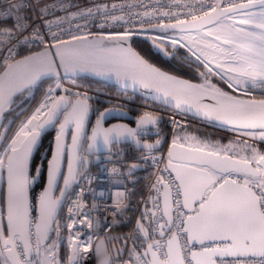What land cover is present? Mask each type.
<instances>
[{"label": "built area", "instance_id": "1", "mask_svg": "<svg viewBox=\"0 0 264 264\" xmlns=\"http://www.w3.org/2000/svg\"><path fill=\"white\" fill-rule=\"evenodd\" d=\"M244 3L246 0H0V71L16 58L36 49L52 46L57 41L74 39V37L93 35H138L144 34L161 42H178L184 46L192 56L198 60L213 75L220 78L228 86L230 83L220 71L188 47L179 38L178 33H158L143 31L142 28L154 24L188 21L210 13L212 8L230 6V3ZM19 5L17 8L15 6ZM11 13V18L5 19V13ZM16 16L24 17L21 23L26 25V30H17L14 25ZM34 30L40 36L33 35ZM41 37L43 42H41ZM55 37V39L53 38ZM223 77V78H222ZM26 94V98L34 93L35 87ZM236 93L255 97L253 91H245L230 87ZM30 89V88H28ZM48 92L31 116L42 120L53 108L61 97L71 100L81 96L92 103V121L88 124V132L96 123L99 112L97 104L107 103L110 106H119L139 110V113L156 115L166 122L168 127L177 128L187 123H195L206 127H223L212 122L193 117L176 109L155 103L143 97H138L125 90L123 87L109 81L99 80L86 83L79 78L60 75L52 78L47 86ZM41 106H43L41 108ZM23 129V130H22ZM19 129L5 144L0 152V160L5 163L6 155L11 148L16 146L17 140L25 127ZM48 138L51 145L57 135L58 129ZM240 135V134H239ZM13 140L16 144L13 145ZM109 161L96 165L95 169L87 171L81 182L69 194L66 209V230L57 232L48 244L50 250L44 251L41 245V257L49 261L55 257L58 264V253L62 243H65L69 254L64 264H95L94 249L100 237L112 241L118 249L122 247L121 241L127 240L124 255L113 258L112 264H139L137 253H143L145 242L167 239L168 230L166 218L162 208L161 182L166 181L172 190L174 219L177 215L176 201L183 204L182 191L178 195V182L174 174L167 168V148L145 151L140 156L139 163L147 165L149 169V185L145 195L140 197L137 218L131 230L118 232L115 230L119 214L134 198L135 188L132 179L137 172L132 164H128L124 157H117L114 152ZM40 190H35L32 197V223L33 233L37 230L38 202ZM152 198L149 204V198ZM146 205V210L142 211ZM152 207L154 214L149 210ZM181 213L188 212L181 208ZM143 219L144 226L148 229L149 238L143 236L142 231L136 227L138 218ZM183 218H186L183 217ZM162 226V229H161ZM153 229H155L153 231ZM163 230L165 236L161 237ZM177 228L172 227L175 233ZM77 242L75 258L70 250ZM18 243H20L18 241ZM181 243L183 238L181 237ZM47 245V246H48ZM53 245L55 247L53 248ZM87 246V247H86ZM199 245L194 249H198ZM35 251V249H34ZM1 253L2 249H1ZM5 255H1V264H4ZM249 262H258L255 258H241ZM235 262V259L229 260Z\"/></svg>", "mask_w": 264, "mask_h": 264}, {"label": "snow or ice", "instance_id": "2", "mask_svg": "<svg viewBox=\"0 0 264 264\" xmlns=\"http://www.w3.org/2000/svg\"><path fill=\"white\" fill-rule=\"evenodd\" d=\"M256 4L260 6L259 15L248 11ZM230 9L240 12L244 18L238 22L241 27L228 26L237 35L229 36L223 41L224 44H235L229 53L234 61L229 71L236 75L235 77L229 76V80L235 79L236 83H240L243 78L250 80L253 84L257 81L264 84V0L230 3V6L221 9V12L227 14ZM215 10V8L211 9V11ZM205 15L208 13L206 12ZM4 17L5 19L11 18V13H5ZM15 19L14 27L17 30H26V25L21 23L25 18L16 16ZM33 35L40 36L41 34L38 30H34ZM74 39L79 40L84 37H74ZM41 42H43L42 37ZM57 43L66 44L67 42L60 40ZM52 47L55 48L56 45ZM47 55V52L37 54L39 59L35 66L38 74L45 64L51 69L55 62L54 59L48 60ZM56 55L58 53H52L53 57ZM33 60V57L25 58V62L29 64ZM122 67L123 70L131 73L134 79H139L141 83H144L145 87H148L149 83L163 86L158 90L170 91L178 102L177 106L182 99L188 102L189 100L198 101L200 98L196 92L171 88L174 83L183 84L185 82L175 81L174 77L152 68L134 53H132L131 60L125 61ZM186 87L195 89L197 92L203 88V86L195 85ZM3 88L4 86L0 84V98H2ZM215 99L214 106H206L205 115H214L216 119H223L244 128L259 127L264 130V100L258 102L240 100L219 89L215 92ZM84 116L85 113L76 114L78 127H83ZM61 127L63 129L64 125ZM99 131H101L99 128L94 130V138ZM112 131L114 130L105 132V142ZM28 135L31 139L23 154H18L20 150L13 146L11 151L14 155L10 156L7 162L8 228L7 234L0 231V240L3 241L4 250L9 253L4 264H56L54 256L51 261L47 257L43 260L40 257L41 240L47 239L48 222L52 219L58 203L51 196V188L56 184V175L59 174L58 157L54 156L49 163V188L39 196L43 223L38 224L36 233H33L32 221L29 219L27 187L29 184L28 157L32 146L36 143V136L31 130ZM56 139L58 154L62 155L63 148L59 144L60 136L58 135ZM261 139H264V131L261 132ZM12 143L15 145L16 141L13 140ZM76 143L77 137L74 136L73 144ZM253 153L251 160L247 157L233 160L231 156L221 155L219 151H210L207 155L216 159L202 161L201 166L189 171L178 169L176 175V180L179 181L178 195L182 190L184 200L183 204L179 200L176 201L177 215L172 224L175 225L177 231L173 233L170 225L167 239L163 243L155 239L148 243L143 253H137L139 264H225L229 257L235 258V264H247V261L241 258L249 256L259 257L258 264H264V155H258L257 159L255 149ZM169 157H172L171 151ZM253 161L256 162V167L251 166ZM3 164L4 162L0 160V167H3ZM169 164L172 166L171 159ZM69 172L70 177L65 178L66 188L74 179V176H71V162ZM181 208L189 209L193 214L181 213L179 211ZM185 216L186 218H183ZM140 229L147 234L143 225H140ZM160 235L164 237L166 234L161 230ZM181 237L183 243H181ZM197 245H199L198 250H193ZM33 249H35L34 252ZM44 251L47 252L48 248L45 247ZM96 251L98 254L101 253L99 247ZM149 256L151 258L147 259ZM101 264H108V261L102 260Z\"/></svg>", "mask_w": 264, "mask_h": 264}, {"label": "water", "instance_id": "3", "mask_svg": "<svg viewBox=\"0 0 264 264\" xmlns=\"http://www.w3.org/2000/svg\"><path fill=\"white\" fill-rule=\"evenodd\" d=\"M226 7H217L215 11H211L210 13H208V15H203L188 21H182L183 23H180V21L154 24L145 26L142 28V30L165 34L199 30L215 23L222 17L236 13V11L230 9L227 14H222L221 9ZM258 7H260L259 4H256L249 9ZM82 37H84V39L65 40L67 42L66 44L56 43L55 48H53L52 46H47L31 51L16 58L0 71V84L4 86L2 98H0V152L14 120L13 118H10L6 123H4L6 119V113L10 110L16 109L20 105V103L14 104L16 96L28 88L36 87L41 81L45 79L56 78L60 75H66L75 78L87 76L95 78L97 80L109 81L113 84L123 87L128 92L139 97H143L147 100L176 109L193 117H197L214 124L237 130H261L259 127L244 128L238 124L228 123L223 119H216L214 115H205V112L207 111L206 106H214L216 104L215 92L217 89L208 87L207 85L204 86V83H202V81L198 82L191 80L187 77L180 76L156 65L155 63L149 61L146 57H144L135 48L133 41L136 37L145 38L155 49L156 53L160 54L164 59L173 58L176 54V51H171L168 48L167 44L144 34L93 35ZM101 41H103V43H101ZM112 46H119L120 50H108V48ZM43 52L48 53V60L54 59L55 62L52 65L51 69H49V67L45 64L43 66V70L38 74V69L35 66L36 61L39 59L37 57V54ZM53 52L58 53V55L53 57ZM132 53H134L137 57L140 58V60L146 62L152 68L158 69L160 72L165 73L167 76L174 77L175 81L185 82L183 84L174 83L171 85V88L196 92V94L200 97L199 100H189L188 102H184L182 99L179 103V106H177L178 102L170 91L166 92L165 90H158V88H161L163 86L149 83V86L145 87L144 83H141L139 79H134L131 73L123 70V63L125 61L131 60ZM26 57L34 58L31 64L25 62ZM18 61L21 63L18 64ZM187 85L203 86V88L202 90L197 92L195 89H187ZM219 90L240 100H255L257 102L264 100V98L260 97L245 96L227 90ZM31 102L32 100L21 107L17 111V114H21L22 112L26 111L30 107ZM92 109V103L81 96H78L73 100L66 97H61L55 103L52 110L39 123L38 127L31 130L32 134L36 136V143L32 146L31 154L28 157L29 184L27 187V195L29 202V219L31 221L32 197L34 191L33 183L36 184L39 181L41 174V171L39 169L34 170L32 166L33 158L45 135L52 131L55 126L59 130L51 146V153L44 170L45 179L40 192L41 194L45 191V189L49 188V163L53 160L54 156H57V166L59 167V174L56 175V184L51 188V196L53 199L57 200L58 203L56 204L52 219L48 222L47 239L41 240L42 246H46L56 233V222L66 205L69 194L73 191L74 187L81 182L83 175L94 165H98L103 161H109L112 158L111 153L113 146L116 145L118 147H121L122 145L130 144L135 149L144 151H153L167 148L168 159L166 161V165L167 168H169L174 174L175 179L178 169L181 171H189L201 166L202 161L216 159L215 157H209L207 155V153L210 151H216L173 141L171 138V133L165 132L164 128L162 127V124L164 123V120L162 118L150 113H133L129 109L124 107L109 106L107 108L101 109L96 123L88 132V124ZM78 113H85L82 128L78 127L77 121L75 119V116ZM62 125H64L63 129L61 127ZM97 128H99L101 131H99V133H97L94 138V130H96ZM107 130L114 131L110 133L107 142H105V132ZM58 135L60 136L59 144L63 148L62 155L58 154V145L56 139ZM145 135L152 136L153 138H145ZM74 136L77 137V143L75 145L73 144ZM30 139L31 136H29L27 133L22 142L16 146V148L20 150L18 154H23V151L27 147L28 141ZM168 142L169 144L167 145ZM84 147V152L86 154L85 157L82 154ZM196 149H200V151H196ZM170 151L172 152L171 158L169 157ZM220 153L221 155L231 156L233 160L243 159L228 153ZM13 155L14 154L10 150L6 155L5 164H3V167H0V231H4L5 234H7L8 228L7 162L8 158ZM170 159L172 166H170L169 164ZM70 162L72 164L71 176H74V179L66 188L65 178L70 177ZM132 166L137 172L147 169V165L139 162L132 163ZM251 166L256 167V162L253 161ZM176 181L179 184V181ZM161 188L162 208L164 216L166 218V227L168 230L170 225L171 227H173V196L172 190L166 181L161 182ZM151 202L152 198L150 197L149 204H151ZM145 210L146 205L142 208V211ZM149 210L152 214L155 213L151 206L149 207ZM185 210L188 212V215L193 214L189 209ZM42 223L41 206L39 201L37 225ZM140 225H143V228L147 230V234L142 231L143 236L145 238H149L148 229L144 226L143 219L141 217L138 218L136 227L140 229ZM19 242L22 243L21 241ZM148 243L150 242H145V245L147 246ZM122 244L123 248L120 250L117 247H114L112 241H108L106 237H100L96 242L94 249L95 264H101L102 260H107L108 264H112L113 258L115 256L124 255L127 240L123 239ZM97 247L101 249L100 254H98L96 251ZM0 248L3 250L5 257H8L9 253L4 250L2 240H0ZM76 249L77 242L75 241L70 250V254L74 258ZM150 258V256L147 257V259ZM247 258L260 259L259 257L253 256L246 257L245 259ZM231 259L235 258H227L225 264H235V262L229 261ZM128 264H133V262L129 261ZM247 264H258V262L247 261Z\"/></svg>", "mask_w": 264, "mask_h": 264}, {"label": "trees", "instance_id": "4", "mask_svg": "<svg viewBox=\"0 0 264 264\" xmlns=\"http://www.w3.org/2000/svg\"><path fill=\"white\" fill-rule=\"evenodd\" d=\"M135 48L149 61L155 63L156 65L167 69L173 73H176L180 76L187 77L194 81H203L207 80L211 84L217 86L222 90L232 91L223 81L217 76L213 75L207 68H205L198 60H196L184 47L180 45L166 43L168 48L171 51H176V54L173 58L164 59L160 54L156 53L155 49L150 45V43L142 37H136L133 41ZM52 79V78H51ZM51 79H45L41 81L34 89V93L30 97H25L29 92V89L25 90L22 93H19L14 101V104L20 103V105L6 113V123L10 118H13V123L9 132L6 136L5 144L14 136V134L19 130L20 125L32 114L36 107L40 104L43 98L46 96L48 89L47 86ZM80 80H83L86 83H94L99 80L92 77H79ZM256 97L264 98V85L257 88ZM139 97V96H138ZM30 100H32L30 107L21 114H17V111L26 105ZM98 109L107 108L110 105L107 103L100 102L97 104ZM133 113H139L140 111L134 108H129ZM166 122V121H165ZM164 131L169 132L173 135L174 140L177 142L187 144L194 147H201L213 151L222 152L220 149L225 147L228 149H233L236 153L232 154L234 156L245 158L249 160L252 159L255 149V154L259 151L264 152V144L252 142L247 140V138L239 135L237 131L226 128V127H206L203 125L195 123H187L177 128H170L164 123ZM52 133L48 134L44 141V145L40 147V151L35 156L32 166L34 169H37L40 164V160L43 158L44 152L47 149L48 138ZM169 142L167 143V145ZM2 147V148H3ZM233 151V152H235ZM50 153V150L48 151ZM145 153L144 150H137L130 144H125L122 146V149L116 148L114 155L117 157H124L128 164L135 163L140 161V156ZM227 153V152H222ZM46 165L44 166V170ZM96 166H93L92 169H95ZM149 169L136 172L135 176L132 179V185L135 188L134 198L129 202L128 206L119 214L115 226V230L118 232H127L132 229L133 224L137 218L138 208L140 204V197L145 195L148 185H149ZM45 176L44 173L41 179L35 184V190H40L43 186ZM66 221V209L64 208L61 212L57 222L56 228L57 232L64 233L66 230L65 226ZM69 251L65 245L62 243L59 249L58 256L61 260H66L68 257Z\"/></svg>", "mask_w": 264, "mask_h": 264}, {"label": "rangeland", "instance_id": "5", "mask_svg": "<svg viewBox=\"0 0 264 264\" xmlns=\"http://www.w3.org/2000/svg\"><path fill=\"white\" fill-rule=\"evenodd\" d=\"M248 11H250L254 15H259L260 7L249 9ZM242 18H244L242 16V14L240 12H236V13L227 15L225 17H222L219 20H217L215 23H213L209 26H206L202 29L180 32L179 34H177L174 37L179 38L188 47L193 49L196 53H198L200 56H202L204 59H206L208 62H210L212 65H214L216 67L217 65H215L213 63V60H212L214 54L220 55L221 57H223L225 59H229L230 61H233V57L229 53L235 47V44L234 43L233 44H224L223 41L225 38H228L229 36L235 37L237 35L235 32H232L228 26L236 25L237 27H241V25H239L238 22ZM216 37H220V39H216ZM169 43L180 45L181 47H184L178 42L177 43L176 42H169ZM218 70L220 71V73H222V74L224 73L220 69H218ZM223 75L226 77L227 81L233 87H235L237 89L245 90V91H253L255 95L258 92L257 88H260V86L264 85V84H261L259 82H256L255 84H250V85H237V84L233 83L231 80H229V78L225 75V73ZM202 83L206 84L208 87H211L214 89H220L217 86L211 84L207 80L203 79ZM223 83H225V82H223ZM228 87L230 88V86H228ZM31 89L32 88H30L29 91ZM234 93H236V92H234ZM33 117L34 116L30 115L20 125L19 129H22V127H25V130L23 133L20 134L16 145H19L22 142V140L24 139V137L26 136V134L29 130L37 128V126L39 125L41 120H39L37 116L35 117V119H33ZM29 121H31V123H29ZM235 131H237V133L240 134L241 136L247 138V140H251L252 142L264 144V139H261V132L262 131L260 132V130L259 131L235 130ZM172 140L176 141V140H174L173 135H172ZM220 150L222 152L224 150H227L226 152L228 154H230V153L239 154V152L236 153L235 150L228 149L226 147L224 149H220ZM233 151H235V152H233ZM258 155H264V152L259 151ZM257 159H258V156H257ZM46 247L48 248V251H49L51 246L48 245ZM48 251L46 253H48ZM2 252H3V250H2ZM0 253H1V248H0ZM3 254H4V252H3ZM58 264H64V260H61V258L58 257Z\"/></svg>", "mask_w": 264, "mask_h": 264}, {"label": "crops", "instance_id": "6", "mask_svg": "<svg viewBox=\"0 0 264 264\" xmlns=\"http://www.w3.org/2000/svg\"><path fill=\"white\" fill-rule=\"evenodd\" d=\"M212 60H213V63L215 65H217L216 68L220 69L221 71H223L228 78H229V76L235 77L236 74L234 72H230L229 71V69L233 65L234 61H230L229 59H225V58H223V57H221L220 55H217V54L213 55V59ZM231 81L233 83L237 84V85H250V84H253L250 80L243 79V78H242V82H240V83H236L235 79H232ZM257 82H259V81H257ZM261 131L262 130H260V132ZM121 245H122V247L119 248L120 250L123 248V244L122 243H121ZM113 246H114V244H113Z\"/></svg>", "mask_w": 264, "mask_h": 264}, {"label": "flooded vegetation", "instance_id": "7", "mask_svg": "<svg viewBox=\"0 0 264 264\" xmlns=\"http://www.w3.org/2000/svg\"><path fill=\"white\" fill-rule=\"evenodd\" d=\"M22 113H23V112H22ZM163 120H164V119H163ZM91 121H92V116H90V119H89V122H90V123H91ZM164 123H165V120H164ZM164 123L162 124V127H163V128H164ZM54 132H56V130L53 129V130L50 131L48 134H50V133L53 134ZM58 132H59V130L57 131V133H58ZM48 134L45 135V137H44L42 143L39 145L38 150H37L36 154L34 155V158H35V156L37 155V153L40 151V147L44 145V141H45L46 137L48 136ZM145 138H153V137H152V136H149V135H145ZM51 146H52V144L47 146V149H46V151L44 152V155H43V158H45V159L42 158V159L40 160L39 167L37 168V169H39V170L41 171V174H40V178H39V180L41 179V177H42V175H43V173H44V166L46 165L47 160H48V158H49V156H50V153H51ZM122 146H123V145H122ZM122 146H121V147H118V146H116V145L113 146L112 153L116 151V148H119V150H121V149H122ZM84 149H85V147L83 148L82 154H83V156L85 157L86 154H85V152H84ZM49 150H50V153H48ZM34 158H33V160H34ZM37 169H36V170H37ZM33 187H34V191H35V185H34ZM34 191H33V192H34Z\"/></svg>", "mask_w": 264, "mask_h": 264}, {"label": "bare ground", "instance_id": "8", "mask_svg": "<svg viewBox=\"0 0 264 264\" xmlns=\"http://www.w3.org/2000/svg\"><path fill=\"white\" fill-rule=\"evenodd\" d=\"M108 50H110V51H119L120 50V47L119 46H112V47H109ZM203 85L206 86V84H203ZM42 107L43 106H41V108Z\"/></svg>", "mask_w": 264, "mask_h": 264}]
</instances>
